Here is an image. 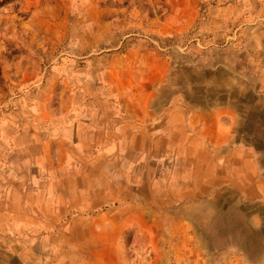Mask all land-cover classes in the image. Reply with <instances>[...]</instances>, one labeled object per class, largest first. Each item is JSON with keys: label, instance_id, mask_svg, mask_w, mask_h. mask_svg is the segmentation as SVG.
<instances>
[{"label": "rangeland", "instance_id": "obj_1", "mask_svg": "<svg viewBox=\"0 0 264 264\" xmlns=\"http://www.w3.org/2000/svg\"><path fill=\"white\" fill-rule=\"evenodd\" d=\"M176 105L264 150V0H0V264H264V203L121 131Z\"/></svg>", "mask_w": 264, "mask_h": 264}, {"label": "crops", "instance_id": "obj_2", "mask_svg": "<svg viewBox=\"0 0 264 264\" xmlns=\"http://www.w3.org/2000/svg\"><path fill=\"white\" fill-rule=\"evenodd\" d=\"M239 115L240 111L234 108L220 111L217 107H208L192 111L176 105L166 107L158 114L145 107L132 120H123L121 131L128 130L129 138L149 142L155 149H161L156 151L159 157H169L186 165L195 164L196 172L202 174L205 194L233 189L243 201L264 203V150L254 151V142L249 149L236 138ZM135 119L139 122L138 127L133 123ZM151 122L153 125L145 126ZM258 124L259 127L251 126V130H264L262 124ZM133 128L139 130L137 135L131 133ZM198 163H201L200 167L196 165ZM2 212L6 215H3L5 220L0 227L14 228L16 234L19 219L25 222L26 217L19 216L11 202H0V221ZM1 243L0 249H3Z\"/></svg>", "mask_w": 264, "mask_h": 264}]
</instances>
